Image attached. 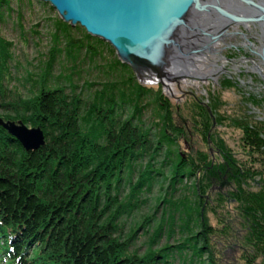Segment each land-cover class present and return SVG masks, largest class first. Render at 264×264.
Here are the masks:
<instances>
[{"label":"rangeland","instance_id":"rangeland-1","mask_svg":"<svg viewBox=\"0 0 264 264\" xmlns=\"http://www.w3.org/2000/svg\"><path fill=\"white\" fill-rule=\"evenodd\" d=\"M0 6V37L9 42L11 57L6 65L9 69L3 73L4 84L8 88L6 95L13 99L17 95L31 96L41 84L42 79L39 77H43L48 69L47 60L52 58L54 47L51 35L62 19L48 2L40 0H4ZM70 28L74 38L84 39L85 34L90 35L79 23ZM91 37L88 43L95 45L101 54L93 56L91 60L81 52L78 66L64 55L57 54L49 82L52 85L60 83L67 86L65 78L74 64L77 70L72 71L76 72L72 86L76 87L75 92L81 94L87 106L92 104L93 93L101 91L103 83L117 82V88L130 96V103L128 100L122 105V111L117 109L118 113L121 112V115L118 114L120 118H132L137 105L141 107V112L139 118H133L132 123L149 129L148 139L152 146L139 161L146 166L149 157L156 154L154 162L150 160L153 165L145 168L155 171L150 182L151 188L149 191L142 189L138 193L139 201L129 216H120V236L115 235L117 239L126 242L130 233L137 229L128 250L136 252L138 256L148 253L149 248L164 251L165 247H169L167 260L158 257L157 264H264V138L254 132L251 141L246 144L240 119L245 116V108L239 103L241 92L236 88L219 91L217 103L220 106L211 111L216 116L212 133L211 119L206 118L203 120V131L188 122L191 137L187 128L176 119V106L182 105L185 99L189 103L193 101L191 96L185 98L183 95L187 93L183 94L181 89L190 90L192 84H197V95L205 102L213 82L208 83L206 79H180L171 82L172 91L160 83L142 84L128 63H124L127 67L113 65L115 60L121 61L109 43ZM96 39L102 43L99 44ZM223 76L222 80L220 77L217 79L220 80L218 84H223L226 79ZM91 82L95 85L89 86ZM138 85L144 87L146 92L134 97L131 91L136 87L138 89ZM232 85L229 83V86ZM160 99L164 105L160 104ZM257 108L264 119V107ZM4 111L5 108L0 107V116ZM166 113L171 116L167 132L162 123ZM180 115L188 118V121L198 119L195 111L184 106L181 107ZM208 132L212 139L206 136ZM216 148L223 149L226 155L218 154ZM179 155H183L188 163L190 157L196 159L201 168L195 172L182 167L178 177L176 168L181 167ZM226 162L229 166L239 165L235 170L238 178H227L223 186L228 197L211 189L209 179L212 175L206 170L217 164L223 168ZM123 178L119 193L121 200H124V193L128 192L126 174H123ZM173 180L175 190L172 192ZM230 182L232 186H229ZM165 201H172L171 205ZM157 225L161 226L162 232L155 239L159 228ZM251 232L255 234L252 238L249 236ZM195 245L202 250L201 254L195 255Z\"/></svg>","mask_w":264,"mask_h":264},{"label":"trees","instance_id":"trees-1","mask_svg":"<svg viewBox=\"0 0 264 264\" xmlns=\"http://www.w3.org/2000/svg\"><path fill=\"white\" fill-rule=\"evenodd\" d=\"M70 27L62 21L56 25L51 35L52 58L47 60L43 77H39L42 80L38 90L31 96L17 95L14 99L7 97L3 80V73L9 69L6 65L11 58L10 46L0 37V107L5 108L1 117L40 126L45 143L37 150L26 151L0 126V264H157L158 257L166 261L169 247L164 251L149 248L141 256L128 250L137 229L126 242L115 236H120V216L132 213L139 201L138 193L150 190L155 174L153 169L145 168L153 165L156 154L149 157L146 166L139 161L152 146L149 129L132 123L141 107L136 105L132 118H120L117 109L121 110L130 96L117 88V82L103 83L87 106L72 86L74 64L65 78L67 86L49 82L57 54L77 66L81 52L91 60L101 54L88 43L90 35L74 38ZM113 65L127 67L118 60ZM145 92L140 85L131 91L134 97ZM170 121L169 113L164 114L166 132ZM179 156L178 177L182 167L195 172L201 168L196 159L190 157L188 163L183 155ZM123 174L127 176L128 192L121 200ZM172 182L173 192L175 180ZM157 226L155 239L162 232ZM254 235L251 232L249 236ZM194 247L195 255L201 254L202 250Z\"/></svg>","mask_w":264,"mask_h":264},{"label":"water","instance_id":"water-1","mask_svg":"<svg viewBox=\"0 0 264 264\" xmlns=\"http://www.w3.org/2000/svg\"><path fill=\"white\" fill-rule=\"evenodd\" d=\"M40 1L48 2L63 22L71 26L79 23L91 36L109 43L121 63H128L142 84L160 83L166 89L180 79H206L193 74L190 61L192 55L204 52L210 45L203 42V34L210 40L218 38V33L201 26L207 22L202 13L221 14L228 24L239 18L220 0ZM0 126L26 151L45 144L40 126L1 116Z\"/></svg>","mask_w":264,"mask_h":264},{"label":"flooded vegetation","instance_id":"flooded-vegetation-1","mask_svg":"<svg viewBox=\"0 0 264 264\" xmlns=\"http://www.w3.org/2000/svg\"><path fill=\"white\" fill-rule=\"evenodd\" d=\"M220 2L224 3L225 7L233 9V13L239 18L232 19L229 24L225 22L226 20L218 24L221 31L218 33L217 39L209 40L203 34V42L210 44L208 45L209 50L206 48L204 52L192 55L191 71L198 77H206L208 83L212 81V87L205 102L197 95L199 91L197 84H192L190 90L183 91L181 89L182 93H187H183V96L185 98L191 96L193 101L191 100L189 103L185 99L182 105L177 102L176 119L186 128L189 122L191 126L203 131V120L208 117L213 125L210 130L212 133L216 116L211 111L220 106V103H217L219 98L217 93L223 89L236 88L241 92L239 103L245 108V116L240 119L243 123L242 134L246 136V144H248L254 132H258L264 138V119L259 107L256 109L257 106L264 107V0H220ZM242 16L247 18L241 20ZM223 74L226 79L223 84L222 82L218 84L220 80L217 81V79L220 77L222 80ZM229 83H233V85L229 86ZM183 106L195 111L198 114V119L188 121V118L181 116L180 112ZM254 123H259V125ZM210 132L206 134L209 138L211 137ZM189 135L191 136V132ZM262 147L264 148V146ZM189 148L193 150L190 146ZM216 149L218 154L226 155L223 149ZM210 151L213 150L210 149ZM237 166L239 165L237 164ZM237 166L235 164L229 166L226 162L223 168L217 164L214 168L206 169L212 175L209 179L211 189L228 197V192L223 186L226 185L227 178H238L239 175L235 171ZM229 186H232L231 182Z\"/></svg>","mask_w":264,"mask_h":264},{"label":"bare ground","instance_id":"bare-ground-1","mask_svg":"<svg viewBox=\"0 0 264 264\" xmlns=\"http://www.w3.org/2000/svg\"><path fill=\"white\" fill-rule=\"evenodd\" d=\"M222 5H225L224 3L220 2ZM229 12L233 13V9H229ZM234 14V13H233ZM202 15H206L203 16L205 19H207V22L204 21V25H201L204 27L205 30L207 31H211L212 33H220L221 30H219V26L218 24L224 22V20H222L221 14L217 15V14H213V13H202ZM192 22V21H190ZM193 23V22H192ZM221 26V25H220ZM213 29V30H212ZM207 38V37H206ZM210 40V38H208ZM195 41V39H193ZM208 42V41H207ZM172 84H170V87L167 88V90L172 91Z\"/></svg>","mask_w":264,"mask_h":264}]
</instances>
